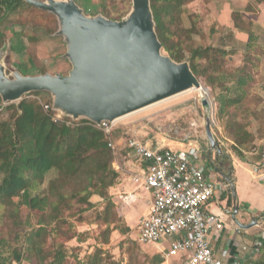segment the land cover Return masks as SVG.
Masks as SVG:
<instances>
[{
	"label": "rangeland",
	"instance_id": "374dc122",
	"mask_svg": "<svg viewBox=\"0 0 264 264\" xmlns=\"http://www.w3.org/2000/svg\"><path fill=\"white\" fill-rule=\"evenodd\" d=\"M73 1L85 16H103L114 21H125L133 6L132 0ZM243 1L239 0L237 5ZM212 2L218 4L217 0L154 2L160 13L174 14V21L168 20L167 16L166 24L171 29L173 41H177L180 36L184 55L181 62L189 63L190 51L194 47L210 46L218 50L209 54V61L205 58L195 61L199 71L195 77L207 89L205 99L208 109L201 104L198 93L189 91L118 122L142 140L158 141L163 145L195 141L203 150L205 159L214 157L217 166L224 164L228 167L233 158L249 162L258 160L263 145L264 97L257 89L259 81L256 78L249 87H241L237 83V75H240L237 68L245 59L249 41L263 49L264 33L257 32L251 17L243 16L238 10L231 13L233 26L218 23L212 10L218 7L221 10L222 7L213 8ZM27 4L31 7L18 6L0 18V49H7L6 41L13 28H20L26 41L24 57L32 60L34 68L31 75L46 72L66 74L71 65L64 57L66 42L63 36L57 35L60 29L58 17L48 10ZM148 6L152 14L153 4L150 0ZM193 25L194 32L186 34L184 29H190ZM234 29H240V33L246 36L236 38ZM161 52L167 55L162 47ZM1 62L6 76L11 78V66L16 64L15 59L5 58ZM23 98L48 103L52 107L53 96L48 91H31L23 94ZM21 99L4 102V105L0 99V122L12 120V105ZM48 111L50 114L59 113L70 123L68 125L84 119L74 120L54 109ZM206 118L210 121L213 146L206 136ZM58 175V171L53 169L44 175L42 181L32 182L31 194L44 195L50 180ZM2 176L0 172V181ZM121 182L122 176L118 173L114 183L107 189V198L93 193L88 195L86 201H82L85 191L71 197L70 207L61 209L67 223L51 222L40 237L34 231L40 226L39 219H45L44 211L18 204V198H13L12 203L0 204V264H36L39 257L43 259L42 264L50 263L54 257H59L54 264H163L164 259L156 245L136 240L139 217L132 211L136 205L121 206L118 193L123 190L116 188ZM64 188L68 189V185ZM78 188L82 186L78 185ZM69 235L73 237L68 238ZM35 241L39 245L38 253L32 246ZM158 258H161L160 262H157ZM165 264H171V261Z\"/></svg>",
	"mask_w": 264,
	"mask_h": 264
},
{
	"label": "water",
	"instance_id": "95a60500",
	"mask_svg": "<svg viewBox=\"0 0 264 264\" xmlns=\"http://www.w3.org/2000/svg\"><path fill=\"white\" fill-rule=\"evenodd\" d=\"M24 1L58 17L57 35L66 42L64 57L71 67L66 74L13 71L8 78L0 62L3 103L31 91H48L53 96L52 109L74 120L99 123L192 83L202 86L187 62H175L161 52L149 0H132V12L125 21L85 16L73 0ZM3 52L1 48L0 58ZM201 104L208 107L205 98ZM205 132L213 146L208 118Z\"/></svg>",
	"mask_w": 264,
	"mask_h": 264
},
{
	"label": "trees",
	"instance_id": "16d2710c",
	"mask_svg": "<svg viewBox=\"0 0 264 264\" xmlns=\"http://www.w3.org/2000/svg\"><path fill=\"white\" fill-rule=\"evenodd\" d=\"M157 1L160 0H150L153 4L154 31L167 55L173 61L181 62L184 55L180 36L177 41H173L171 29L166 24L167 16L168 20L174 21V14L160 13L154 6ZM257 1L264 3V0ZM21 5L30 6L24 0H0V18ZM184 30L190 35L194 32V25ZM173 34L178 35L177 32ZM18 37L25 38L21 30ZM249 42L246 44L245 59L237 68L240 73L237 75V83L243 88L256 81L259 58L264 54L258 44ZM23 47L20 46V50H23ZM217 51L210 46L192 48L188 60L191 72L198 75L195 61L199 58L209 61V54ZM12 106V120L0 122V172L3 174L0 181V204L12 203L13 198H18V204L38 207L44 211L45 219H39L40 226L34 231V234L40 237L46 225L51 222L67 223L61 209L70 207L71 197L85 191L86 194L81 197L82 201H86L88 195L93 193L107 198V189L114 183L118 171L113 167V156L106 147L103 133L88 120L82 119L74 125L55 122L51 119L50 112L45 111L37 100L23 98ZM215 168H219L224 180L230 177V167L223 164L221 167L215 165ZM53 169L58 171L59 175L50 180L49 186L44 189L47 192L44 195H32V182L42 181L44 175ZM66 184L68 189L64 188ZM78 185L82 188H78ZM69 236L68 238L73 237ZM32 246L35 253H38V242L35 241ZM57 259L59 257H54L47 264H54ZM160 261L161 258H158L157 262ZM42 262L43 259L39 257L36 264Z\"/></svg>",
	"mask_w": 264,
	"mask_h": 264
},
{
	"label": "built area",
	"instance_id": "2783aa9c",
	"mask_svg": "<svg viewBox=\"0 0 264 264\" xmlns=\"http://www.w3.org/2000/svg\"><path fill=\"white\" fill-rule=\"evenodd\" d=\"M41 105L45 111L52 109L48 103ZM50 116L55 122L70 124L59 113ZM91 124L103 133L115 170L120 173L125 161L132 166L128 181L133 189L118 193L121 206L134 202L138 191L150 195L148 211L136 225L135 238L139 243L167 241L162 258L176 257L173 264H242L215 256L209 245L211 231H220L225 222L220 215L207 209L215 198L216 182L206 169L210 165L213 172L214 165L206 164L200 157L195 141H188V149L184 152L158 141L142 140L118 121L102 120ZM259 155L264 173V137Z\"/></svg>",
	"mask_w": 264,
	"mask_h": 264
},
{
	"label": "crops",
	"instance_id": "0c3cea01",
	"mask_svg": "<svg viewBox=\"0 0 264 264\" xmlns=\"http://www.w3.org/2000/svg\"><path fill=\"white\" fill-rule=\"evenodd\" d=\"M238 1L217 0L218 4L212 2L213 8L215 6L222 7L221 10L218 9L219 7L212 10L215 21L228 27L233 26L231 13L234 10H238L243 16L245 14L246 17H251L253 28H257V32L261 31L264 33V3L255 0H244L243 3L237 5ZM209 6L212 8L211 5ZM19 31L20 28L18 30L13 28L10 37L6 41L7 49L4 50L0 62L5 58L15 59L16 64H13L11 69L19 71L23 75H31V71L34 70L32 60L24 57L26 41L25 38L18 37ZM233 31L236 38L241 39L239 36H246L244 33H240V29H234ZM20 46H24L23 50H20ZM256 78L259 81L257 82L258 92L264 97V54L259 58V71ZM187 144L180 142L166 146L185 152L188 149ZM202 151L199 148L200 157L204 162L208 165H214V171L212 172L209 169V165L206 173L216 182V195L210 201L207 209L220 215L225 222L220 231L212 230L208 237V242L214 255L221 259L238 260L242 264H264V173L259 162L260 155L259 159L254 162L233 158L228 166L231 168L230 177L224 180L219 168H215V158L209 157L210 159H205L202 156L204 154ZM123 163V170L120 172L122 182L116 188L118 190L122 189L124 192H130L133 189V185L128 181V175L132 166L126 161ZM227 184L228 186H226ZM149 199L150 195L147 193L142 191L136 193L135 201L131 204L136 205V207L132 208V211L139 217L137 223L147 213ZM154 245L162 253L168 247V242L162 240ZM172 258L164 260L163 264L170 261L173 264L177 258Z\"/></svg>",
	"mask_w": 264,
	"mask_h": 264
},
{
	"label": "bare ground",
	"instance_id": "6f19581e",
	"mask_svg": "<svg viewBox=\"0 0 264 264\" xmlns=\"http://www.w3.org/2000/svg\"><path fill=\"white\" fill-rule=\"evenodd\" d=\"M189 91H195L196 93H198V95L200 96L199 98L201 100V98H205V94L207 92V89L205 90V88L203 86L197 87L194 83H192L191 85H189V86H187L185 88H182L180 90L174 91V92L169 93V94H167L165 96L156 98V99H154L152 101H149V102H147L145 104H141V105H139L137 107H134V108H131L129 110H126V111H124L122 113H119V114H117V115L114 116L113 120L114 121H119V120H121V119H123L125 117H128L130 115H133V114H135L137 112H140L142 110L148 109V108H150L152 106H155L157 104H160V103H162V102H164L166 100H169V99H171V98H173L175 96H178L180 94H183V93L189 92Z\"/></svg>",
	"mask_w": 264,
	"mask_h": 264
}]
</instances>
